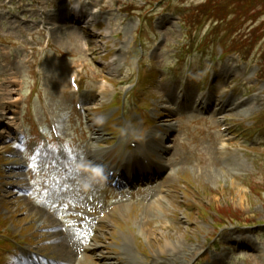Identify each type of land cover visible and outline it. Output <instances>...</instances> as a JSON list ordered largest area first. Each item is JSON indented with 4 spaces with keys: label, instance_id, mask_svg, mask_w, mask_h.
Segmentation results:
<instances>
[{
    "label": "rangeland",
    "instance_id": "374dc122",
    "mask_svg": "<svg viewBox=\"0 0 264 264\" xmlns=\"http://www.w3.org/2000/svg\"><path fill=\"white\" fill-rule=\"evenodd\" d=\"M37 1L46 11L45 25L52 39L50 48L44 51L40 76L33 74L32 63L28 62L24 51L29 44L25 38L30 33L29 26L24 27L15 19L18 14L15 3L12 5V2L7 4L6 0H0V109L1 104L8 109L15 106L13 110L17 113L13 114L14 120L10 124L19 125L30 135H35L30 130V117L39 119V122L42 117L45 119L41 101L46 102L58 122L61 137L68 142L70 159L64 161L57 152L44 150L31 157L23 146L15 147L8 139L2 142L1 138L0 220H7L14 234L20 231L19 228H27L29 237L39 238L38 250L48 257H62L66 264H70L80 251L78 247L82 242L79 239L84 240L85 237L91 239L94 249L103 246L99 253L101 257L107 253L114 255L113 252L122 254L120 245L130 242L135 246L137 264H170L172 260L177 264H193L196 254L206 250L219 232L214 229L219 226L220 229L237 227L236 231L228 233L243 242L233 245L223 237V242L220 241L210 255L215 264H264V234L256 236L253 233L264 229V141L259 137L244 136L239 130L252 127L251 119L264 110V81L256 78L258 71L261 73L264 69V61H260L264 40L251 50L250 59L242 62L239 68H236L237 58H227L220 65H215L209 75V60L220 54L221 47L216 42L210 49L198 51L211 27L210 18H202L200 23L204 28L200 26L194 31V65L189 85L184 89L180 85L185 67L183 52H186L182 47L192 45V40L182 33L179 25L182 12L177 8L184 1L192 7L201 0H172L169 12L163 11L165 6L161 4L163 6L153 12V25L149 23L143 30V46L137 45L135 51V56L139 53V57L143 51L149 80L142 88L139 85L128 100L124 121L120 116L116 118L118 109L105 111L106 104L104 106L99 99L97 91L101 88V80L106 79L110 83L106 98L110 100L114 92L121 94L123 85L136 81L137 58L131 62L132 56L126 52L136 46L140 22L137 16L123 15L121 9L128 4L142 7L146 0H81L84 11H88L90 6L101 9V14L86 21L87 26L82 30L81 23L72 24L71 17L75 11L69 10L68 0ZM194 1L196 3L191 4ZM89 2L91 5L86 4ZM25 3L27 6L21 12L25 10L24 15L37 18V13L31 14L32 0ZM103 16L112 24L105 25L104 29L102 26L99 30L94 29L95 23L103 24ZM249 26L250 23L243 30ZM223 34L221 32L220 36ZM109 35L113 38L106 50L102 42ZM110 52L112 54L108 58L101 60ZM94 56L100 59L91 61ZM80 63L89 65L80 76L84 87L83 108L86 109L82 114L75 111L68 86L69 75L77 71ZM185 69L187 71L188 67ZM229 69L235 71L234 80H229L231 71L228 79L224 76ZM138 94L143 96L138 97ZM202 95L218 104L228 102L229 105L225 106L229 110L238 109L228 118L236 126V133L227 156H220L216 150L221 143L214 119L217 114L209 113L207 118H203L191 108L181 105L173 108L183 100L191 102L195 96L199 98ZM136 96L142 101V106H150L153 121L148 120L146 114L141 116L140 111L135 113L139 110L132 101L137 99ZM241 103L244 104L239 106ZM235 105L237 108L233 107ZM155 115H158V120ZM142 118L150 121L149 126ZM108 122L117 124L107 126ZM94 124L101 131L106 145L115 149L102 155L108 164L117 165L124 154L130 155L124 146L135 152L137 149L131 145L137 144L142 136L150 157L157 163H165L175 174L162 175V180L157 183L151 181L132 186L120 196H114L107 190L88 191L92 179L85 163V150L91 142L90 128ZM160 125L173 128L168 132L167 129L161 130L167 135L163 143L156 142L157 137L151 138V133L159 134ZM120 126L121 135L116 146L111 147ZM121 140L126 144H119ZM40 146L44 147L43 144ZM122 148L124 150H120ZM163 148L168 152L160 161L154 153ZM121 165L123 161L119 167ZM20 185L27 193L31 191L28 193L30 196L18 197L15 194L14 190ZM161 186L172 195L171 199L166 197L171 207H163V213L150 209L151 195L147 192H152V189L158 191ZM95 194L103 196V199ZM111 204L119 206L124 225L136 228L116 233L108 227L97 229L98 219ZM152 206L159 207V204L155 202ZM176 212L178 218L175 217ZM113 221L114 216L107 218L108 223ZM91 225L96 229L94 237ZM111 240L114 247L109 245ZM35 241L38 240L35 238ZM68 250L74 251L70 259ZM141 254L151 258L146 259ZM96 255L97 251L87 256L85 264H99V261L91 262Z\"/></svg>",
    "mask_w": 264,
    "mask_h": 264
},
{
    "label": "trees",
    "instance_id": "16d2710c",
    "mask_svg": "<svg viewBox=\"0 0 264 264\" xmlns=\"http://www.w3.org/2000/svg\"><path fill=\"white\" fill-rule=\"evenodd\" d=\"M195 10V24L199 25L202 18L216 22L211 34L226 28L224 42L232 51L244 53L264 39V0H206ZM249 22L251 25L243 30Z\"/></svg>",
    "mask_w": 264,
    "mask_h": 264
},
{
    "label": "bare ground",
    "instance_id": "6f19581e",
    "mask_svg": "<svg viewBox=\"0 0 264 264\" xmlns=\"http://www.w3.org/2000/svg\"><path fill=\"white\" fill-rule=\"evenodd\" d=\"M225 111H229V108H227L226 106H225V109H224ZM13 119V118H12ZM11 120V119H10ZM13 126V125H12ZM12 130V132L14 133V132H16V133H18L20 130H19V128L18 127H16L15 125L13 126V128L11 129ZM93 130H95V127H94V129ZM94 136H95V142L96 141H99L100 140V134H99V132L96 130L95 131V134H94ZM167 135H165V137H166ZM165 138H163V140H164ZM162 140V141H163ZM166 140V139H165ZM162 147V146H161ZM167 149H165V151H166ZM137 162V164H138V161H136ZM139 165V164H138ZM138 168V167H137ZM126 170H128V169H126ZM157 170H159L158 168H154L153 170H152V173H153V175L154 176H157L158 175V171ZM145 173V174H144ZM122 174L124 175V173L122 172ZM146 178H148V179H150V177H149V175L148 174H146V171L143 169V173H142V178H141V180H144V179H146ZM144 181H147V180H144ZM155 203V202H154ZM72 252H74L73 250H72ZM72 252H69V250H68V253H67V256L69 257V259H70V256L72 255ZM60 258V257H59ZM62 258V257H61ZM68 259V260H69ZM68 260H67V263H68Z\"/></svg>",
    "mask_w": 264,
    "mask_h": 264
}]
</instances>
